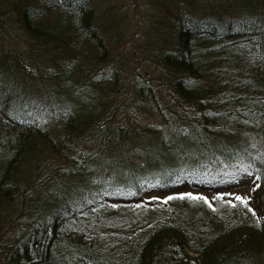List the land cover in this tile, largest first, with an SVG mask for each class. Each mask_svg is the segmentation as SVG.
Returning <instances> with one entry per match:
<instances>
[{
    "label": "trees",
    "instance_id": "1",
    "mask_svg": "<svg viewBox=\"0 0 264 264\" xmlns=\"http://www.w3.org/2000/svg\"><path fill=\"white\" fill-rule=\"evenodd\" d=\"M154 4L0 0V264H264V0Z\"/></svg>",
    "mask_w": 264,
    "mask_h": 264
},
{
    "label": "rangeland",
    "instance_id": "2",
    "mask_svg": "<svg viewBox=\"0 0 264 264\" xmlns=\"http://www.w3.org/2000/svg\"><path fill=\"white\" fill-rule=\"evenodd\" d=\"M91 2L96 7H100L102 5H107V6L108 5H114V3H115V5L113 7H114V9L118 10V15L121 16L122 31L125 32L124 38L128 39L127 41H129L124 46L126 47V49H129V51H132L133 53L139 45L144 46L145 43L147 42L148 38L144 37V40L139 39V38L134 39V40L133 39L130 40L131 38L134 37L135 32L139 31V28L141 27L139 18L140 17L145 18L143 13H139V12L135 11L134 7H132L130 4L136 6V10L138 8L142 9V11L146 15H148V18L150 19L152 25L156 26L160 23V22L155 21V20L160 19V18L154 19L155 14L159 12V9L161 10L160 7H158L157 5L154 4L157 2V0H99V1L98 0H91ZM149 2H151V3H149ZM110 3H113V4H110ZM98 4H102V5H98ZM161 17H163V12H162ZM118 24H119V18H118ZM143 25L146 29L151 30L148 22L143 24ZM6 30L9 31V33L11 35H12V33L15 34L14 35V36H16V38H14L15 40L16 39L22 40L23 36L19 35V34H22L19 29L11 28V25H10V26H7ZM117 31L119 32V27H118ZM115 44L117 46L116 42H115ZM121 60H122V64L125 65V67H127L129 70H135V67L137 66L135 57L130 58V59L121 58ZM151 72L152 71L149 70L146 73V70H144V69L140 70V72H136V75H134L135 76V82L134 83H137L139 81V77L143 78L142 80L145 81L146 78H148V76L145 74H149ZM125 81L123 83H125ZM129 113L131 116H133V118H134L133 120H136V122H138L140 120H143V122H147V121H149V119H154L152 116L157 117L155 119L159 118L158 113L151 114L152 115L151 116L152 118H151L150 116L145 115L143 112L140 113L138 110H136L134 108H131L129 110Z\"/></svg>",
    "mask_w": 264,
    "mask_h": 264
},
{
    "label": "snow or ice",
    "instance_id": "3",
    "mask_svg": "<svg viewBox=\"0 0 264 264\" xmlns=\"http://www.w3.org/2000/svg\"><path fill=\"white\" fill-rule=\"evenodd\" d=\"M262 162H264V161H262ZM232 167H236L238 171L246 172L249 175L252 174L249 171V169L252 167V164H250V163L246 164L243 161H240L238 165H233ZM225 175H234V173L229 172V173H225ZM256 179L259 180L260 177L257 176ZM257 187H259V185H257ZM225 195H233V194H231V193H220L217 196L213 197V199L224 200ZM185 197L192 199V200H196V201H203L204 203L208 204V206L210 208H212L213 211H215V208L213 207V205H212L211 201L208 199V197H205V196L199 195V194L194 195L193 193H182V194H179L178 196H169L164 200V203H167L168 200H172V199H176V198L184 199ZM153 199H159V197H153ZM234 200L240 202L245 207L248 206V199L247 198H244V197L239 196V195H235ZM226 203L231 207H236V204L233 203L232 200H228V201H226ZM249 211L253 212V214L255 215V211L253 209L249 208Z\"/></svg>",
    "mask_w": 264,
    "mask_h": 264
}]
</instances>
